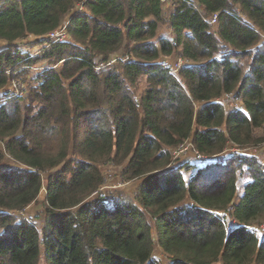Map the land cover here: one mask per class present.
Instances as JSON below:
<instances>
[{
	"label": "trees",
	"instance_id": "obj_1",
	"mask_svg": "<svg viewBox=\"0 0 264 264\" xmlns=\"http://www.w3.org/2000/svg\"><path fill=\"white\" fill-rule=\"evenodd\" d=\"M195 1L217 26L193 0H0V264H264V159L242 151L264 145V0ZM40 61L28 99L5 89ZM185 141L201 157L175 164ZM106 164L134 201L97 192Z\"/></svg>",
	"mask_w": 264,
	"mask_h": 264
},
{
	"label": "rangeland",
	"instance_id": "obj_2",
	"mask_svg": "<svg viewBox=\"0 0 264 264\" xmlns=\"http://www.w3.org/2000/svg\"><path fill=\"white\" fill-rule=\"evenodd\" d=\"M174 5L173 4H168L165 7V11L169 12L173 9ZM160 33L161 35L164 36H168V37H174L173 34V30L170 27V24L168 22H165L161 25L160 27ZM35 42L36 39L33 36H30L24 40H22L20 42V45H23V48L25 49V45H27V47H31V45L35 46ZM4 44V43H3ZM1 45V44H0ZM32 48V47H31ZM35 48V47H33ZM39 48V47H38ZM179 56V51L174 53V56H170V57H165L164 60L167 61L168 65H171V63ZM46 62L40 61L38 63H35L33 65H31L28 69L27 72H20L15 78L12 77L10 84L6 86V90L11 89L12 92L22 95V99L26 98L28 99L29 93H30V88H31V84H34V81L32 80V78L34 76H36V73H38L37 71H39L37 69L33 70L34 67H41L44 68ZM17 80V87H14L11 85L12 81ZM141 88L144 87V85L140 86ZM29 101V100H28ZM227 104L228 109H230L233 105L232 102L230 101H224ZM179 148V147H178ZM178 148H176L175 150H173L174 152V163L175 164H181L186 162L187 160H190L192 162H195L194 160L200 159L198 157V155H196L195 150L189 148L187 151H185L181 157H177L176 152L178 151ZM229 149H233V148H229ZM251 151L254 154H258L260 155L263 159H264V145L260 146L257 149H251L247 148V149H243L242 151ZM104 175H105V183L103 184V188L102 191L100 192V194L108 196V195H120L123 197L128 198L129 200L134 201L136 194H137V190H138V186L141 182V180H126L124 178V176L122 175V167L120 166H114L111 164H106L103 165L101 167ZM239 181L243 182V179L240 178ZM45 199H46V191L45 189H43V191L41 192L40 196L38 197V199L32 203L29 207H27L24 212H23V216L26 218L31 219L33 222L37 223V225L42 228L44 223H45ZM263 225V226H262ZM264 229V222H262L261 224H257L256 228L259 230V232L261 234L264 235V231H261L259 229V227H261ZM168 254H166L165 252H163L160 249H156L155 253H154V260L156 262V264H168Z\"/></svg>",
	"mask_w": 264,
	"mask_h": 264
},
{
	"label": "built area",
	"instance_id": "obj_3",
	"mask_svg": "<svg viewBox=\"0 0 264 264\" xmlns=\"http://www.w3.org/2000/svg\"><path fill=\"white\" fill-rule=\"evenodd\" d=\"M162 1L164 3V8H165L168 4H173L175 6V4L172 3V2H178V1H182V0H162ZM193 1H194V6H195L196 10L198 11V13L201 16H203V17H208L210 19L211 23H213V24H215L217 26L218 25V21H219L220 13L216 12V13H213V14H208L201 7H199V5L197 4V2L195 0H193ZM68 27H69V21H66V22L63 23V25L59 29H57L56 31L50 33L46 37V39L52 40V41H56V42L57 41H64V40L68 39V36H69ZM260 34H261L262 38L264 39V33H260ZM2 45L3 44H1L0 47ZM41 50H42V47L39 46V51L37 53H35L34 55L39 54V52ZM114 62H115V60H112L111 62H109V64H113ZM186 63H187L186 59H184L182 56H178L170 65L172 70H173V73L177 74L182 69V67L186 65ZM37 69L39 70V69H42V68L41 67H39V68L38 67H34L33 68V70H37ZM8 73L9 74L10 73L13 74L12 71H8ZM17 75H18V72L14 76H17ZM11 85L14 86V87H17V80L12 81ZM9 91L11 93H14V92L11 91V89H9ZM14 94L22 97V95H19V94H16V93H14ZM178 147H177L178 151L176 152L177 157H181V155L185 151H187L189 148L195 150V147H194V145H193V143L191 141H185L184 143L180 144ZM195 152H196V155H198V157H201V155H199L196 150H195ZM102 188L103 187H101L97 192L100 193L102 191ZM262 226L260 227V229H261V231H264Z\"/></svg>",
	"mask_w": 264,
	"mask_h": 264
},
{
	"label": "crops",
	"instance_id": "obj_4",
	"mask_svg": "<svg viewBox=\"0 0 264 264\" xmlns=\"http://www.w3.org/2000/svg\"><path fill=\"white\" fill-rule=\"evenodd\" d=\"M67 21H69V20H67ZM0 44H3V43L0 42ZM25 47H26V48H25V49L23 48V49L26 50V51H27V50L30 51V53H31L32 56H37V55H39V54L41 53V51L43 50V46H41V47H42V50L39 52V54L34 55L35 53H37V52L39 51V48H38L39 46H35V48H33V47L31 48V47H27V45H25ZM42 70H43V69H42Z\"/></svg>",
	"mask_w": 264,
	"mask_h": 264
},
{
	"label": "bare ground",
	"instance_id": "obj_5",
	"mask_svg": "<svg viewBox=\"0 0 264 264\" xmlns=\"http://www.w3.org/2000/svg\"><path fill=\"white\" fill-rule=\"evenodd\" d=\"M194 6V5H193ZM195 7V6H194ZM203 17V16H202ZM203 19H204V21L205 22H207L208 24H210V25H214L215 26V24H213V23H211V21H210V19L208 18V17H203ZM60 28V27H59ZM58 28V29H59ZM56 31V30H55Z\"/></svg>",
	"mask_w": 264,
	"mask_h": 264
}]
</instances>
